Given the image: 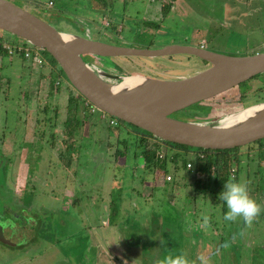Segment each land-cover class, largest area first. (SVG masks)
<instances>
[{"label": "rangeland", "instance_id": "374dc122", "mask_svg": "<svg viewBox=\"0 0 264 264\" xmlns=\"http://www.w3.org/2000/svg\"><path fill=\"white\" fill-rule=\"evenodd\" d=\"M8 1L25 8L30 13L46 22H50V19L56 23L55 25H61L62 22H65L66 25H61L60 28H64L66 31L81 36L88 35L91 39L105 43L115 45L118 43L116 39H108L109 35H112L109 30L102 32L101 30H96L94 26H77L73 24L79 22L78 20L82 16H85L82 10L88 6L89 0ZM50 1H52L54 5L52 7L50 6V9H47L48 2ZM28 2L37 3L39 9L37 11L34 8L31 10L27 9L25 5H27ZM168 2L170 1L165 0V3ZM179 2L180 5L177 7V11L175 12L176 15H169L162 23H159L160 30L162 31L159 35H157V32L155 34V29L149 28L151 26H142L144 23V20H142L144 8H141V12L136 5L139 12L135 19L136 26H134V28L132 26L133 30H129V27L127 29V26H121L123 29L122 34L127 38L126 41L128 42L127 45L124 46L130 48H162L171 44H189L191 43V39L194 38V35L198 34L197 37L205 38L208 41V49L217 54L244 56L246 52L251 53L254 50L256 52L262 51L264 47V0H181ZM61 6H68L66 13L61 15L59 19L55 16L52 17L51 14L56 13ZM131 6L133 5H130L128 10ZM141 6L144 7V5ZM115 7H117V5H115ZM228 10L230 14H226ZM85 14L88 15L87 12H85ZM105 21L106 20L103 22L105 23ZM6 37L11 41L22 42L12 36L6 35ZM147 39L153 42H147ZM13 57L14 59H19L16 53H13ZM98 62L99 64L97 65L100 69L103 68L106 72L111 71L117 75H131L128 74L131 69H123L122 65L123 67L132 65V68L135 70L133 74L142 75L140 69L147 67L155 72H161V74L173 75L172 80L178 79L179 75L188 77L199 72L197 71L194 60L191 58H188L184 65L181 66L173 65L168 62L166 58L149 59L135 57L131 60H126L121 57L106 60L100 59L97 63ZM133 65L137 68L133 67ZM143 65L145 67H143ZM117 69H123L125 72L122 73V70L118 71ZM263 86L264 78L262 77L259 80L251 81L250 85L246 86L248 90L242 102H239V90L236 88L212 100L203 102L201 105H195L185 111L177 112L173 114L171 118L194 123H205L218 120L246 106L257 103L261 97H264V92L259 94L260 96H256V90ZM59 91H62V89L59 88ZM58 104L61 105V103ZM62 114L64 115V113ZM75 115L78 117L79 129L78 132L76 128L73 130L75 134L74 137L77 138L79 135L80 137L82 136V139L78 140L77 144L80 145L78 149L80 157H84L78 161V164H80V166L86 164L84 166L88 169V172L81 173L80 176L78 174L79 179L82 181V187L77 190L78 192L71 186V182L68 181L69 179L67 177H58L56 175L55 181L60 187L53 189V192L49 189V185L31 183V187L34 186L36 191H38L34 194H27L25 196L23 208L20 206V197L23 195L22 187L25 185V174L21 173L20 175H16L15 191H13L14 193L12 194L10 188L13 186L11 185V181L10 183L7 182L8 175L0 172V199L3 196V198L7 197L8 200L5 203L0 200V209L3 211V213H0V234L7 238L9 243L11 242V246L0 242V264H162L165 255H163V253L156 254V252L158 253L159 250L165 252L164 249H159L154 252L151 248H146L149 247L148 244L138 241V239H140L139 236L144 235V231H140L137 228L138 225H134L130 231H122L120 228L114 230L112 228L114 227L113 225L107 226L106 222L99 223L97 218L92 215L93 206L91 205L92 201L90 200V196L95 197L97 194L101 193V189L103 191L106 190L109 174L102 168L100 173L98 172V169H100L97 167L98 161H100L103 156L98 155L97 152L94 153L93 156H90L88 151L93 148L92 145L94 141H96V146H98V139L101 138L103 132L112 136L114 133H118V135L122 137H130L125 133L124 127L119 123H117L116 126H111L107 117L102 118V116L89 112V116L94 118L96 125L91 124L88 126V124H86L87 119H81V116H78L77 113ZM61 121L62 116H60L58 120L59 124ZM56 129L57 134H61L60 130L58 128ZM41 130L38 129V133H41ZM91 131H94V133ZM62 132L64 140H57L53 147L54 149L49 150L50 153H48L49 155L46 157L47 159L49 158L48 162L52 164L53 169H55L54 162H57V160L60 163L62 162L57 158L58 153L62 151L64 160L66 156V142L69 141L64 130ZM125 140V138L120 140V144L126 146ZM260 141V143L264 144V139ZM257 143H259V141ZM47 144V148L51 144L54 145V143ZM20 146L26 147L23 148L25 152L30 149L33 151L38 147L37 145H27L26 143L14 144L16 149H19ZM127 148L128 147H125L126 150ZM252 148L251 146L239 151L242 164L240 163L239 166L237 182L245 183L249 196L260 205L261 211L256 216L258 217L264 214V170L258 169L256 166L260 165L264 168V154L258 158L251 150ZM11 149L12 144L5 141L1 142L0 140V161L2 164L7 163ZM97 149L98 148H96V150ZM118 160L121 161L122 159L119 158ZM184 160L185 157L181 156V158L177 160L178 165L184 162ZM44 163L41 157L37 156L33 165L37 166V169L39 167L40 170V168L44 166ZM62 165L55 170L58 172L62 170L64 174H70L68 166L63 163ZM23 168L20 169L22 170ZM53 169H51V174L55 171H53ZM32 170L33 166L31 165L28 171L32 174L31 177L35 182L39 178L38 175L41 176L40 178H42V174L45 177H49L47 174L41 172L34 173ZM248 170L250 171L248 172ZM46 171H48L47 168L45 169V172ZM71 178L72 176L70 179ZM4 183L5 186L1 187V184ZM62 187H65L69 192H73L75 197L80 199L79 201L81 203L76 205L75 208L67 206L68 201H66V198L62 197L60 193ZM97 189L98 191H96ZM51 194L58 200L51 201L48 199L51 197ZM178 195L179 197L176 195L175 199L177 203L181 201L180 203L183 205L184 199L180 197V193ZM11 199L15 201L14 205L17 206V209H14L10 204L12 203L10 202ZM28 202H34V204L29 206V208L27 206ZM40 204L42 205L41 207ZM209 205L212 206L211 203H209ZM42 207L48 210L46 211ZM153 208H155V212H157V210H164L158 207ZM119 209L121 211L123 208ZM208 212L210 213V225L213 230L215 229V232H217L208 236L213 245H215V250H219V247L222 248V243H224V245L226 244L227 247L222 251L220 250L221 253L219 252L210 256H208L209 254L207 252L210 253L211 249H207V251L203 249L202 252L205 253L206 264H264V221L262 219L255 221L254 219H257L255 217L250 224H246L248 227H251V231L255 233H251L250 230H247V227L246 231L239 228L238 232H234L231 230L230 225L222 231L223 224L220 219L219 208L215 207L214 210H208ZM181 213V210L176 212L177 215H181ZM68 215L69 218H71V223H67L64 227H59L55 223L56 220H60V222L66 220ZM2 216H5V218ZM262 218L264 219V215ZM163 219H165V217ZM261 220L263 222H261ZM40 222L42 223L41 228H43L44 231L40 230L41 233L39 234V230L36 231L35 225H38ZM261 225L263 226L261 227ZM162 226L167 229H175L174 222H169V227L167 225ZM150 228L152 230L153 226L151 225ZM87 234H89L91 238H89V242L87 241ZM128 238L132 239L133 247L125 248L123 243L124 240H128ZM86 242L93 248L90 250L88 249L89 254L86 253ZM165 249H167V255L174 256L179 254L176 248L173 249V252L170 251L172 247H167ZM236 252H238V255L235 254ZM87 260L90 262L86 263ZM156 261L159 263H152ZM191 261L193 262V259H191Z\"/></svg>", "mask_w": 264, "mask_h": 264}, {"label": "crops", "instance_id": "0c3cea01", "mask_svg": "<svg viewBox=\"0 0 264 264\" xmlns=\"http://www.w3.org/2000/svg\"><path fill=\"white\" fill-rule=\"evenodd\" d=\"M120 1L121 0H102L103 6H100L101 3H99V1L89 0L88 6L86 7L87 10H82L85 16L81 18L94 22L106 18L108 21L117 24L127 22L128 20L131 26H127V29L129 27V30H133L134 26H136L135 19L138 14L137 8L136 6H131L129 10H126L125 6L119 5ZM125 1H128L131 5H136L135 0ZM115 5H117V7H115ZM104 6L107 7V9L105 8L103 10V8H101ZM152 6L149 7V9H157L155 6ZM58 12L61 13V11ZM85 12H87L88 15H86ZM154 13V10H145L142 20H147L145 16ZM64 24L66 25L65 22ZM112 27L116 28V30L122 29L121 26ZM0 42L10 43V40L6 36L0 35ZM13 53L16 52L12 51L9 53L0 48V140L1 142L5 141L12 144L7 163L2 164L0 161V172L8 175L7 182L10 183L11 181V185L13 186L10 188L12 194L14 193L13 191H15L16 175H20L21 173L25 174V185L22 187L23 195L20 197V206L23 207L25 196L27 194H34L38 191H36L34 186L31 187V183L49 185V189L53 192V189L60 187L55 181L56 177L65 176L69 179L68 181L71 182V186L74 190L78 192L77 190L82 187V181L79 179V176L81 173L88 172V169L84 166L86 164L83 166L78 164V161L84 158L83 156L80 157L78 153L80 145L77 144V141L82 139V136L80 137L79 135L75 138L74 134L72 137L75 139L69 137L67 134L68 118L72 120V128H76L77 132L79 129V122L78 117L75 115L76 113L78 116H81V119H87L86 124H88V126L91 124L96 125V123L94 118L89 116L88 109L73 99L69 91L61 85V77L45 58L42 59L39 65H36L31 60L25 59L19 53H16L19 59H14ZM59 88L65 91H59ZM58 103H61V105ZM62 113H64V115ZM60 116H62V121L59 124L58 120ZM56 128L60 130L61 134H57ZM72 128H69V130ZM38 129L41 130V133H38ZM63 130L66 136H68L67 139L69 141L66 142V156L64 160L62 151H60L57 158L62 162L60 163L57 160V162H54V166L56 169L61 167L63 163L70 169V174H64L62 170H60V172L56 171L53 169L52 164H49V158H46L49 155L48 153H50L49 150L54 149L55 142L57 140H64ZM91 132L94 133V131ZM125 133L130 138L122 137L118 135V133H114L112 136L103 132L101 138L98 139V146H96V141H94L92 145L93 148L88 151L90 156H93L96 152L98 155L103 156V158L98 161L97 167L100 168L98 172L100 173V171L104 169L109 174L106 190L103 191L101 189V193L97 194V196H90V200L92 201L91 205L93 206L92 215L97 218L99 223L106 222L107 226L113 225L114 227L112 228L114 230L120 228L122 231H130L134 225H138L137 228L140 231H144V235H140L138 241L148 244L149 247L146 248H151L154 252L159 249H164L165 252L160 250L158 253L156 252V254L163 253V255L168 254L165 248L172 247L170 250L171 252L176 248L179 254L185 256L188 264H206L205 253L202 252L203 249H206V251L207 249H211L210 253L207 252L209 254L208 256H210L219 252L221 253L225 248L224 243H222V248L219 247V250H215V245H213L208 237L213 233H217L210 225V213L208 210H214L215 207L219 208V215L223 224L222 231L229 225L234 232H238L239 228L246 231V227L247 230L251 231V227H248L240 218H237L235 221L223 220L222 217L226 208L212 203L210 195L203 194L201 190L196 188L197 182L200 181V187L205 183V177L196 172L194 166L195 151L176 149L163 145L153 139H147L149 145L148 149L153 150L156 148L157 152L162 151L165 157L164 159L162 158L156 161L155 165L147 166L141 149L138 146L139 136L129 129H125ZM123 138L126 139V146L120 144V140H123ZM16 143H26L27 145H37L38 147L33 151L30 149L25 152L23 148L26 147L20 146L19 149H16L14 147ZM47 143H54V145L51 144L47 148ZM125 147H128L127 150ZM96 148L98 149L96 150ZM37 156L41 157L42 161L45 162L40 170L39 167L37 169V166L33 165ZM181 156H184L185 160L178 165L177 160L180 159ZM119 158L122 160L119 161ZM163 160L165 161L161 167H158L159 165L157 163ZM188 162L193 164V170L185 168L184 164ZM240 163L242 164V162ZM31 165L33 166L32 171L34 173L41 172L49 175V177H45L42 174V178L38 175L39 178L36 182L33 181L34 179L31 177L32 174L28 171ZM20 168L23 169L21 170ZM46 168L48 171L45 172ZM51 169H53V171L55 170L53 174H51ZM262 170H264V168ZM249 171L250 170H248V172ZM238 173L239 167H237V172H234V177H236L237 180ZM166 175L172 177L170 181L165 180ZM71 176L72 178L70 179ZM3 186H5V183L1 184V187ZM65 187H62L60 190L61 196L65 197V200L68 201L67 206L75 208L76 205L81 203L79 201L80 199L75 197L73 192L67 191ZM96 191H98V189ZM179 193L180 197L184 199L183 205L180 203L181 201L177 203L175 199L176 195L179 197ZM48 199L51 201L58 200L52 194ZM0 200L4 203L8 201L7 197L3 198V196ZM10 202H12L10 204L14 209H17V206L14 205L15 201L11 199ZM208 202L211 203L212 206H210ZM33 204L34 202H28L27 206L29 207ZM41 206L40 204V207ZM153 207L164 210H157V212H155L156 210H154L155 208ZM119 208L123 209L120 211ZM44 209L46 211L48 210L46 208ZM180 210L182 212L181 215H177L176 212ZM263 215L256 217L257 219L254 220L257 221L262 219L264 221L262 218ZM205 216L207 217L206 223L204 220ZM164 217L165 219H163ZM262 220L261 222H263ZM70 221L71 218H69L68 215L66 220L62 222L56 220L55 223L59 227H64V225ZM169 222H174V230L162 226L167 225L169 227ZM41 225V222L35 225L36 231L39 230V234L41 233L40 230L44 231ZM151 225L153 226L152 230L150 228ZM262 226L263 225H261V227ZM251 233L255 232L251 231ZM89 238L90 235L87 234L88 242ZM123 244L125 248L133 247L131 238L124 240ZM230 244L233 245L232 243ZM86 246V253L89 254V250L93 248L90 247L87 242ZM235 254L238 255V252ZM191 259H193V262ZM87 262L90 261L87 260L86 263ZM152 263L159 262L156 261Z\"/></svg>", "mask_w": 264, "mask_h": 264}, {"label": "water", "instance_id": "95a60500", "mask_svg": "<svg viewBox=\"0 0 264 264\" xmlns=\"http://www.w3.org/2000/svg\"><path fill=\"white\" fill-rule=\"evenodd\" d=\"M55 24L8 0H0V33L47 54L56 64L61 85L92 114L115 119L161 144L194 150L225 151L264 139V100L205 123L171 118L177 112L212 100L264 74V47L260 52L244 56L221 55L180 44L130 48L81 36ZM171 55L191 56L209 66L188 77L160 80L139 74H110L83 58ZM0 242L11 246L1 234Z\"/></svg>", "mask_w": 264, "mask_h": 264}, {"label": "flooded vegetation", "instance_id": "af4514ba", "mask_svg": "<svg viewBox=\"0 0 264 264\" xmlns=\"http://www.w3.org/2000/svg\"><path fill=\"white\" fill-rule=\"evenodd\" d=\"M119 1V0H117ZM167 1V0H166ZM170 2L168 3H165V0H135V4L138 6L139 10H141L142 12V9L141 8H144L143 10V13H145V10H154L155 13L152 14V15H148V16H145V18H147V20H144V23L142 26H151L149 28H152L154 31H155V34L157 32V35H159L162 31L160 30V24L159 23H162L167 16L169 15H172L175 16L176 15V11H177V7H179L180 5V2L181 0H168ZM252 1V0H250ZM99 3L100 6H103V3H102V0H99ZM118 4V2H117ZM54 4L52 2H48V6H47V9H50V6L52 7ZM119 5H122L123 7L125 6L126 7V10H128V7L131 5L128 1H125V0H121ZM136 5H133L134 7ZM141 5H144L141 6ZM155 6L157 9H149V7L151 6ZM132 6V7H133ZM152 6V7H153ZM25 7L27 9H35L36 11L39 9V5L35 2H28L27 5H25ZM49 7V8H48ZM68 8V6H61V8L58 10V11H61L60 12H56V13H53L51 14L52 17H59L61 15H63L64 13H66V9ZM75 8V7H74ZM103 8V10L107 7H101ZM138 8H137V11H138ZM70 9H73V8H70ZM87 9L85 8L84 11H86ZM139 13V12H138ZM226 14H230V11L228 10ZM47 17V16H46ZM52 19H50V22L54 23L53 21H51ZM104 20L105 23L103 22ZM79 22L77 23H73V24H76L77 26H95L94 28L96 30H101L102 32H105V30H109L110 33L112 35H109V40L111 39H116L117 40V46H124V45H127V38L122 34L123 32V29H120V30H116L114 27L112 26H131V24L127 21V22H121L119 24L115 23V22H110L108 21L106 18H104L103 20H96L95 22L94 21H89V20H86V19H82L80 18L78 20ZM238 21V19H237ZM62 22V21H61ZM64 22H62L61 25H63ZM102 26V27H101ZM111 26V27H110ZM154 27V28H153ZM159 27V28H157ZM237 27H243V26H237ZM148 29V28H147ZM150 30V29H148ZM100 34V33H99ZM1 36H5V34H0ZM198 34L194 35V38L191 39V43H184V44H181V45H187V46H191V47H194V48H198L200 50H206V51H210L208 49V41L205 39V38H201V37H197ZM186 40V39H185ZM147 42H153L152 40L150 39H147L146 40ZM18 43L17 41H11L10 40V43ZM22 43V42H20ZM24 44V43H23ZM25 45V44H24ZM115 45V44H113ZM212 52V51H211ZM254 52H256L255 50L251 53H247L246 52V55L247 54H253ZM44 58V57H43ZM83 58L85 59V61H87L89 64H92V65H95L96 67L99 68V66L97 64H99V62L97 63L98 60L100 59H97L95 57H91V56H83ZM162 58H166L168 60V62L172 63L173 65H184V63L186 62V60L188 58H191L192 60H194L195 62V65L197 66V71H200L202 69H206L209 65L205 62H202V61H199L197 60L196 58H193L191 56H187V55H171V56H166V57H162ZM108 58H103L102 60H106ZM111 59V58H109ZM126 60H131L132 58H124ZM150 59V58H149ZM185 60V61H184ZM198 63V64H196ZM131 67V68H130ZM133 67H136L135 65H133ZM143 67H145L143 65ZM122 68H126V69H131L130 72L128 74H133L135 73V70L132 68V65L131 66H124L122 65ZM137 68V67H136ZM103 69V68H102ZM123 69H117L118 71L119 70H122V73H124L125 71ZM104 71H106L105 69H103ZM108 71V70H107ZM109 73H112L111 71H108ZM139 72V70H138ZM140 73L144 76H147V77H150V78H154V79H160V80H172V77L173 75H167L165 73L161 74V72H155L153 70H151V68H142L140 69ZM112 74H115V73H112ZM179 77V76H178ZM182 78V76L180 77ZM264 78V77H263ZM260 79V78H259ZM258 79V80H259ZM252 80V79H251ZM250 85V83L248 84ZM128 129V128H127ZM129 130H132V129H129ZM135 134H137L139 137H143L145 139H153L150 135L148 134H145V133H140L136 130H132ZM248 147H251V146H248ZM252 151L257 155V157L259 158V156H262L264 154V144L263 143H253L252 144ZM253 153V154H254ZM259 163V162H258ZM258 169H263V167H261L260 165L256 166ZM0 213H3V211L0 209ZM5 218V216H2Z\"/></svg>", "mask_w": 264, "mask_h": 264}, {"label": "trees", "instance_id": "16d2710c", "mask_svg": "<svg viewBox=\"0 0 264 264\" xmlns=\"http://www.w3.org/2000/svg\"><path fill=\"white\" fill-rule=\"evenodd\" d=\"M42 56L51 64V66L53 68L56 67L55 62L49 58L47 56V54L42 53ZM58 73V72H57ZM58 75L60 76V73H58ZM182 75H179L178 78H180ZM184 77V76H182ZM264 77V74L256 76L255 78H253L252 80L245 82L243 84H240L238 86V90H239V102H242L243 99H245L246 97V92L248 90V87H246L251 81L254 80H258L259 78ZM264 86L262 88H259L258 90H256V96H260L259 94L264 92ZM71 100L73 101V99L71 98ZM264 97H261V99L259 101H263ZM257 101V102H259ZM77 104V103H74ZM197 104V105H201ZM195 106V105H194ZM192 107V106H191ZM190 107V108H191ZM185 111V110H183ZM69 121L67 122V128H68V132L67 134L69 135V137L74 136L73 133V129L72 128V120L70 118H68ZM117 121V120H116ZM120 125H122L119 121H117ZM122 127H124V129H127L128 126H124L122 125ZM69 128H72L71 130H69ZM134 129V128H133ZM261 142V141H259ZM257 143V142H255ZM166 145L168 147H172V148H176V149H182V150H192L195 151L194 154V166L196 169V172L202 176L205 177V183L200 187V181L196 183V188L201 190V192L206 195H210V200L212 203H215L216 205H221L222 208H224L223 203L219 200L218 198V193L222 190L223 188V183L228 180L229 178H231V173L232 170H234V172H237V167H239L240 162H241V157L239 156V151L243 148H248L247 147H242V148H235V149H231V150H225V151H204V150H194L192 148H188L185 146H181V145H170V144H163ZM138 146L141 149L142 155L145 158L146 164L147 166L150 165H155L156 161H159L157 159V150L156 148L151 150L148 149L149 145L147 143V139L143 138V137H139V144ZM249 146H252V144H250ZM202 155V157H200L199 155ZM165 157L163 156V159ZM175 159V158H174ZM165 160L158 162L157 164L159 165L158 167H161V165L163 164ZM184 166L186 167V164H184ZM235 181H237V178L234 177Z\"/></svg>", "mask_w": 264, "mask_h": 264}, {"label": "clouds", "instance_id": "9594fccd", "mask_svg": "<svg viewBox=\"0 0 264 264\" xmlns=\"http://www.w3.org/2000/svg\"><path fill=\"white\" fill-rule=\"evenodd\" d=\"M218 198L226 208L222 217L225 221H235L240 218L245 224H250L261 211L260 205L249 196L246 184L232 178L223 183ZM204 220L206 223V216ZM224 246L227 247L226 244ZM162 264H188V262L182 254H177L165 255Z\"/></svg>", "mask_w": 264, "mask_h": 264}, {"label": "built area", "instance_id": "2783aa9c", "mask_svg": "<svg viewBox=\"0 0 264 264\" xmlns=\"http://www.w3.org/2000/svg\"><path fill=\"white\" fill-rule=\"evenodd\" d=\"M13 44V45H12ZM0 48L3 50L8 51L9 53L14 51L16 53L21 54L25 59H29L31 60L34 64L39 65L42 62L43 56L40 53V51H37L33 48L28 47L27 45H24L23 43H2L0 42ZM109 120V124L111 126H116L117 125V121L115 119L112 118H108ZM200 157H202V155H199ZM163 158V152L162 151H158L157 152V159L161 160ZM186 169L188 170H193V164L188 162L186 163ZM231 178H234V170H232L231 173ZM171 176L170 175H166L165 176V180L166 181H170L171 180Z\"/></svg>", "mask_w": 264, "mask_h": 264}]
</instances>
